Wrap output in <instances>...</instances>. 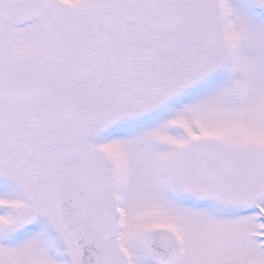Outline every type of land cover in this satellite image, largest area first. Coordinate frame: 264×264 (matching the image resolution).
Segmentation results:
<instances>
[{
  "label": "snow or ice",
  "instance_id": "snow-or-ice-1",
  "mask_svg": "<svg viewBox=\"0 0 264 264\" xmlns=\"http://www.w3.org/2000/svg\"><path fill=\"white\" fill-rule=\"evenodd\" d=\"M0 264H264V0H0Z\"/></svg>",
  "mask_w": 264,
  "mask_h": 264
}]
</instances>
